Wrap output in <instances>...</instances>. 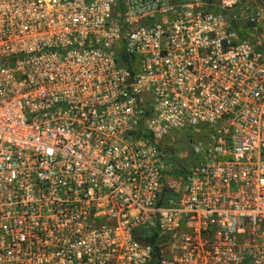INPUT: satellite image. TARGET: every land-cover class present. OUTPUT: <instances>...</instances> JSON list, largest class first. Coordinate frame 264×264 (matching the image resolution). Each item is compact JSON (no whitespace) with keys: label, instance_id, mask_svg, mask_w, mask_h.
<instances>
[{"label":"built area","instance_id":"2783aa9c","mask_svg":"<svg viewBox=\"0 0 264 264\" xmlns=\"http://www.w3.org/2000/svg\"><path fill=\"white\" fill-rule=\"evenodd\" d=\"M0 0V264H264V3Z\"/></svg>","mask_w":264,"mask_h":264},{"label":"rangeland","instance_id":"374dc122","mask_svg":"<svg viewBox=\"0 0 264 264\" xmlns=\"http://www.w3.org/2000/svg\"><path fill=\"white\" fill-rule=\"evenodd\" d=\"M193 0H179V2L181 3H188V2H192ZM224 0H208L209 4H212L214 7H221V5L224 3ZM238 3L234 5L235 8L240 9L241 7H243V4L247 3V1L249 0H237ZM242 9H240L239 11H241Z\"/></svg>","mask_w":264,"mask_h":264},{"label":"crops","instance_id":"0c3cea01","mask_svg":"<svg viewBox=\"0 0 264 264\" xmlns=\"http://www.w3.org/2000/svg\"><path fill=\"white\" fill-rule=\"evenodd\" d=\"M176 2H179V0H175Z\"/></svg>","mask_w":264,"mask_h":264},{"label":"water","instance_id":"95a60500","mask_svg":"<svg viewBox=\"0 0 264 264\" xmlns=\"http://www.w3.org/2000/svg\"><path fill=\"white\" fill-rule=\"evenodd\" d=\"M264 3V0H261Z\"/></svg>","mask_w":264,"mask_h":264}]
</instances>
